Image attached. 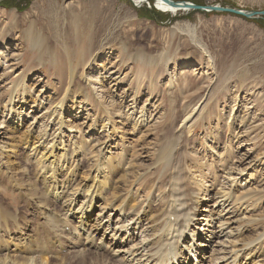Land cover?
Wrapping results in <instances>:
<instances>
[{
    "label": "rangeland",
    "instance_id": "rangeland-1",
    "mask_svg": "<svg viewBox=\"0 0 264 264\" xmlns=\"http://www.w3.org/2000/svg\"><path fill=\"white\" fill-rule=\"evenodd\" d=\"M174 1H186L199 6L220 5L250 12L264 11V0ZM150 3L151 1L142 6H137L136 0H0V60L5 52L7 55L6 61L4 59L0 61V120L3 113L5 116L8 115L10 105L20 100L16 97L22 96L21 93H16L17 85H25L26 93L23 96L29 101L37 102V105L29 104L28 107L23 108L29 117L25 121V125L21 126L20 132L11 135L12 133L5 128V124L0 125V203H4L3 209L8 206L7 210L9 211L6 210L7 212L14 216L17 215L15 216L17 221L10 218L4 221L0 218V242H8L11 252L8 253L9 256L21 263L22 258L34 257L40 260L47 254L45 253L47 248L52 250L47 245V243L51 244L47 225H50L52 216L49 217L47 214V204L30 193L32 190L31 182H35L43 194L47 193V185L37 181V169L34 163L32 164L31 161L27 160V154L26 151H23L22 145L23 140H25L24 136L29 139L38 136L39 132L35 134V129L42 127L44 123L41 114H44L42 112L48 110L49 107L51 110L55 108L57 104L50 105L54 100L66 102L67 109L64 111L63 117H65L66 125L73 126L69 130L64 128V132H66L64 145L68 155L73 152V147H70L72 143L83 141V136L84 138H91V141L94 142L91 145L88 144L87 153L89 155L92 153V147L96 152L94 156H97L98 160L104 163V167L107 164L112 166L114 168L113 178L119 179L120 177V180L125 174L127 179L147 172H150L149 175L151 176H160L162 171L159 169L161 168L154 166L159 158L158 155L161 151L165 152L166 155L169 154L170 149L166 148L165 144L175 137V133L180 129V125L187 114L199 102V105L203 103L204 112L202 111L199 119L194 121L190 133H186L189 141H191L190 148L197 147H195V152H188L190 172L194 173L197 170L195 165L202 167L205 174L210 176V170H212L215 174L211 178L216 179L213 188L217 191H221L222 188L228 189V175L234 172L233 176H236L235 180L237 181L234 186L235 197L243 198L247 193H251V202H254L257 207L255 210L257 224L255 230H251L250 235L252 234L253 238L256 239V237L264 234V17L247 19L223 12L207 13L199 10L170 14L159 12L154 8V4L151 6ZM192 32L207 47L209 53H205L191 41ZM107 35H111L109 39L111 47L109 46L106 52L107 54L111 51L110 55H99L97 60H95L96 57L87 60V67H91L94 71H99L101 67L103 69L102 64H106L107 70L104 68L103 71L107 79L103 81L101 78V84L93 83L92 86L86 82L87 78L82 74V52L86 51L85 55L88 54L91 37L100 42L103 36ZM29 37L41 40L42 47L32 49L28 41ZM209 54L217 64L219 75L217 79L216 76L213 77L209 66ZM190 57L191 59L188 61ZM70 61L74 62V69L77 70V73L69 91H65L70 76L67 73ZM94 62L96 64H93ZM60 65L64 70L61 77L58 74ZM181 68L192 69V72L180 76ZM85 71H89L88 68ZM107 72H110L111 77ZM151 75L153 77L152 83L150 81ZM170 75L175 80L174 89L168 87ZM94 89L104 95V104L101 107L96 105ZM84 92L91 93L89 103L82 104L84 112L79 117L71 116L67 111L75 108L77 103H81ZM112 93L119 98L135 95L136 99H139V107H142L146 99H149L150 103L148 102L146 108H149L150 117L146 122L148 125L146 124L139 132H133L131 122L134 118H131L132 121L130 122L126 119L127 117L126 120L124 118L121 120L115 116L116 127L119 130H115L116 134L112 132L111 136L108 137L106 148L102 149L101 153L96 147L105 142L107 134L103 133L93 137L90 126L94 120H99L101 109L112 111V105L109 104V96H112ZM119 98L116 100V104L121 105V107H113V111L126 113L124 110L127 112L129 110L131 114L134 109L132 99L122 100ZM235 99L237 103H234ZM38 103H41L42 106ZM20 106L16 109H19ZM37 106L40 108L37 109ZM35 117H37L36 121L33 120ZM55 117L51 119L48 135L58 129L54 121ZM229 120L232 126L237 128L236 132L247 131L248 134L244 136V141L239 149L233 147L234 150L229 151L228 155L220 154L221 156H219V154H215L214 158H210L209 163L212 162L213 166L206 169L205 166L209 159L202 161L201 154L204 152V143H211L208 138L209 132H215L219 126L221 128L220 144L224 143L223 147L228 146L232 134L231 128H233L228 122ZM31 124L33 125L32 135L26 134L27 126ZM42 130H45V127ZM122 135H125V138ZM250 139L253 140L248 142ZM203 141L205 142L202 144ZM15 144L21 145L17 156L14 155L11 159L15 165H23L18 171L10 168L11 165L5 164L7 159L4 158L5 155L3 154H11L9 149ZM122 149L124 150L122 151ZM120 154H126L127 158L125 157L122 161L123 158L120 157ZM115 156L117 157L114 158ZM230 156L229 161L224 162ZM239 158L244 159L243 161L246 163L257 160L258 162L255 164H257L258 169L255 170L252 167L254 165H252L246 173L239 175L233 169L238 165ZM79 159L82 167L80 166L78 171L75 170L76 178L74 179L76 182L71 183L72 188L76 186L77 190L90 184L94 177L92 165L95 162L81 157L77 160ZM25 167L30 170L27 176L24 175ZM76 171L80 172V175ZM84 171L89 176L83 181L81 178L86 176ZM196 175L199 178L200 175L198 173ZM233 178L230 181L234 180ZM61 179L64 180V178ZM23 182L24 184H22ZM121 183L120 188L124 186L122 180ZM39 186L41 187L39 188ZM206 186L211 187V183ZM133 189V196L134 192L136 193L138 190V201H144L145 184L134 186ZM32 194L34 193L32 192ZM158 195V193L154 195L152 193L151 201L153 197L156 198ZM126 198H130V194ZM50 200L52 201V199ZM98 204L100 205V202L97 203V206H99ZM55 209L56 213H60L61 209ZM92 214L94 217L100 215L99 209L94 210ZM42 227L47 229L44 231ZM69 228L67 227L66 230L64 228L63 232L71 233ZM59 234L61 235L60 230ZM101 235L102 233L98 235V238ZM248 235L249 233L246 232L242 238ZM45 236L50 238H44ZM98 238H96L97 243H100V238ZM24 240L25 242H23ZM107 241L109 242V240ZM16 243L21 247L18 246V249H14ZM40 243L46 244L43 245L46 250L42 248ZM78 243H82V241L79 240ZM84 243L89 249L92 248L87 254L89 257L83 254L86 255V259L82 255V258L77 260L75 256V258L73 257L74 251L68 249L61 250V252L55 250L60 253L58 256L64 255L63 257L68 262L71 261V264H101V262L104 264V259L101 257L100 262L96 253L103 254L110 259L108 250L98 252L94 249L97 247L90 246L87 242ZM27 244L30 246L27 247ZM40 247L42 249H39ZM258 247L256 246V248ZM260 247L264 250V242ZM261 248L260 250H262ZM51 250L50 253L53 252ZM260 250L259 253L258 251L255 253L261 257L258 264L261 261L264 262V252ZM18 251L20 252L18 253ZM52 254L56 256L57 253ZM51 256L50 254L49 257ZM71 258L73 259L71 260ZM111 259L119 263V259ZM55 261L58 262V260L53 259L54 263L52 262V264H57ZM193 261L196 262V259Z\"/></svg>",
    "mask_w": 264,
    "mask_h": 264
},
{
    "label": "bare ground",
    "instance_id": "bare-ground-1",
    "mask_svg": "<svg viewBox=\"0 0 264 264\" xmlns=\"http://www.w3.org/2000/svg\"><path fill=\"white\" fill-rule=\"evenodd\" d=\"M150 1L153 2L154 8L162 13L177 14L179 12L189 11L184 9H176L170 4L163 2V0H136V5L142 6L143 4H146ZM110 37L111 35L103 36L102 41L100 42L91 37L89 40L90 46L88 49L89 55L87 54L88 57L85 55L86 51L82 52V74L87 78L86 82L89 85L93 86V83L101 84V78L103 81L107 79V76H105L103 71L104 68V70H107L106 64H102L104 67L103 69L101 67L99 68V71H94V69L91 67H87V60L92 57H96L95 60H97L99 55H105L110 46ZM4 41L5 40L3 39V42ZM28 41L34 50L40 49L42 47L41 40L36 39L35 37H29ZM191 41L199 46V48H201V50H203L205 53H209L207 47L196 38V34L194 32L191 33ZM110 52L107 54L110 55ZM5 54L6 52L2 55V59H4V61L7 60V55ZM208 58L213 77L216 76L217 79L219 76L217 64L210 54ZM190 59L191 57L188 59V61ZM93 64H96V62ZM86 68H88L89 71H85ZM76 71L77 70L74 69V62L70 61L67 71L70 76L68 77V85L65 91H69L71 84H73L75 75L77 73ZM190 72H192V69L181 68L180 76H185V74ZM63 73V67L60 65L58 67V74H60L61 77V74ZM109 73L110 72H107V74ZM109 76L111 77V74H109ZM170 76L171 77L168 82V87L170 89H174L176 86V84H174L175 80L173 79L172 75ZM150 77V81L152 83L153 77L152 75ZM211 79L212 77L210 80ZM25 87V85H17L18 89L16 93H21L22 96L16 97L20 100L15 102L13 105L11 104L8 115L5 116V113H3L2 119L0 120V125L5 124V128L12 133L11 135L20 132L22 128L21 126L25 125V121L28 120L29 114H26L23 108L28 107L29 104L37 105L36 101H29L25 96H23V94L26 93ZM93 93L95 95L94 98L96 105L101 107L104 104V95L96 92L95 89ZM90 94V92H84L81 103H77L76 107L69 109L67 113H69L71 116L79 117L84 112L82 104L86 102L89 103L90 101ZM111 95L112 96H109V104L112 105V111L101 109V116L98 118L99 120H94L93 124L90 126L93 137H96V135L99 136L103 133L107 134L105 142L96 147L99 149V152L106 148L107 139L109 136H111L112 132L115 133V130H119L117 129L118 127H116L115 116L119 117L121 120H124L127 117L126 119H128L130 122L132 121L131 118H134L131 122L133 124L131 125L133 132H139L140 129L147 124L146 122H148V118L150 117V112L148 110L149 108H146L149 99H146L144 105L139 107V99H136L135 95L131 97L127 96L128 99H132V105L134 106V109L130 114L129 110L128 112L124 110L126 113H121V111H113V107L120 108L121 105L116 104V100L119 97L115 96L114 93ZM127 98L126 96H123L119 99L126 100ZM199 103L192 109L190 113L187 114V116L185 115L186 118L182 121L180 129L177 131V133H175V137L165 144V147L170 149L169 154L166 155L165 152L161 151L160 155H158L159 158L154 166L155 168H161L159 170L162 171V174L158 177H155V175L151 176L149 175L150 172H147L140 174V176H135L134 178L130 177L128 178L129 180L126 178L125 174L121 179L124 186L120 188V177L119 179L113 178L114 168L109 166V164L104 167V163L102 161L100 162L97 156H94L96 152L92 149V147V153L90 155L87 153V150H89L88 144L91 145V143L94 142L91 141V138L89 139L81 136L83 141L72 143V146L70 147H73V152L71 155H68L66 150L67 148L64 145L66 134V132H64V128H68L67 130H69L72 129L73 126L66 125L64 120L65 117H63V113L67 109L66 102L63 100H54V102L50 105L52 106L57 104L55 105V108L51 110V107H49L48 110L42 112L44 114H41V118H43L44 123L42 127L35 129V134H38L39 132L38 136L29 139L25 138L23 135L25 140H23L22 149L24 152L26 151L27 160L31 161L32 164L34 163V166L37 169V172L35 171L37 181L40 183L42 182L45 186L47 185V193H45L46 195L42 193L41 189H38L35 182H31L30 187L32 186V190H29L31 195L40 198V200L42 199L41 202L44 201V203L47 204L48 213H46L49 215V217L52 216L50 221L52 224L50 223L49 226L47 225V231L51 237V244L47 243V245L52 248V250L50 249L53 251L52 253L57 254L54 256V254L50 253V250L47 248V252H45L47 254L44 256V258H41L40 260L34 257H30V259L22 258L23 261L21 263L14 257L9 256L8 253L10 252V244L8 242L5 243V241H1L0 264H52L53 259L58 260V262L55 261L57 264H71V261L68 262L66 258L63 257V254L61 257L58 256L60 255L59 252L64 249L74 251L73 257L75 256L78 260L80 257L82 258L83 254L87 255L92 249L86 247L87 245L84 242H87V244L90 246L97 247L94 249H96L98 252L100 250H103L104 252L108 250V253H110V259L103 256V254L99 255L96 253L97 258L99 257L100 259L102 257L104 259V264H258L261 257L257 256L255 253L257 251L259 253L261 248L260 246L264 242V234L256 237V239L253 238L252 234L250 235L251 230H255L254 228L257 224V220L255 219V210L257 207L255 206L254 202H251V193H247L246 195L244 193L245 196L243 198L238 196L235 197L234 186L237 184V181L235 180L236 176H233L234 172L230 171L232 174L228 175L229 187L225 190L222 188V192L213 188L214 183H216V179L211 178V176L215 174L212 170H210V176L205 174V170L202 167L195 165L197 170L194 171V173L190 172L191 166L189 165L188 152H195L194 150L196 146H193L192 149L190 148L191 141H189L188 135H186V133H190L191 129L193 128L194 121L199 119L201 114L204 112L202 107L203 103L200 105ZM234 103H237L236 99L234 100ZM38 104L42 106L41 103ZM19 106L20 108L16 109V107ZM39 108L40 107L37 106V109ZM53 117H55L54 121L56 122L58 129L54 130L52 134L48 135V128ZM33 120L36 121L37 117H35ZM228 122L230 123L231 127H233L231 128L232 134L229 139V144L227 143L228 146L223 147L222 145L224 143L220 144L221 128L219 126L215 132H209L208 138L211 143L207 144L204 143L205 141L202 142V144L204 143V152L202 154L200 153L202 161H207L209 159L205 166V168L207 167L206 169L213 166L212 162L209 163L211 160L210 158H214L215 154H219V156H221L222 154L230 153L232 150H234V148L239 149L241 147V143L244 141V136H247L248 134L247 131H243L242 133L236 132L237 128L234 127V125L232 126L230 120ZM43 127H45V130H42ZM32 132L33 125L31 124L30 126H27L26 134L32 135ZM69 138H71L70 135ZM72 140L74 139L72 138ZM252 140L250 139L248 142H251ZM20 146H18V144L12 145V147L9 149L11 154L3 153L5 155L4 158L7 159V163H4L11 165L9 167L13 168L14 170L16 169V171H18L23 165H15L11 159L14 155L17 156ZM123 150L124 149H122V151ZM126 154H120V157L123 158H121L122 161L126 157ZM80 157L82 159H90L95 161L92 165L94 177L91 179L89 185H84L85 187L77 190L76 186L75 188H72L73 185H71V183L73 184L76 180L74 179L76 178L75 170L78 171L80 166L82 167L80 164V159L77 160ZM230 158L231 156L224 162L227 163ZM243 160L244 159L239 158V161L237 162L238 165L233 168L234 171H236L239 175L246 173L252 165H254L252 167L255 170L258 169L256 167L257 164H255L258 162L257 160L256 162H249L246 159L248 161L247 163ZM28 171L30 170L26 169L25 167V176L29 175ZM197 173L200 175L199 178H197ZM84 175H86V171H84ZM88 176L89 175H86L85 177L82 176L84 179H81L84 181ZM232 177H234V180L230 181ZM61 178H64V180ZM131 179L132 181H130ZM208 183H211V187L209 188L206 186ZM22 184H24V182ZM143 184H145L146 190L145 200L139 202L137 198L138 190L136 193L134 192L133 196V188L134 186H142ZM40 187L41 186H39V188ZM142 190L144 189L142 188ZM31 191L34 194H32ZM152 193L153 195L155 193H158L159 195L156 198L153 197V200L151 201L150 196ZM129 194L130 198H126V196ZM49 198L52 199V201ZM118 200H120V202H118ZM99 202L100 205L98 204L99 206H97V203ZM50 203L51 206H49ZM3 204L0 203V218L4 221H6L7 218L15 219L17 221V218H15L17 215L14 216L13 214L7 212L9 211L7 210L8 206L3 209ZM55 208L61 209L60 213L58 211V213H56ZM96 209H99L100 215L98 214V216L94 217L92 213ZM46 213L45 216H47ZM21 220L23 219L21 218ZM67 227H70L69 229H71V233L66 234L64 233L65 231L63 232V229L65 228L66 230ZM47 228L45 227V229ZM45 229L43 228L42 230L45 231ZM42 230L41 232H43ZM59 230L61 235L64 237L59 234ZM246 232H248L249 235L245 238H242ZM43 233L41 234L42 236L44 235ZM101 233L102 235L99 237V239L98 235ZM50 237L45 236L44 238ZM96 238L100 240V243L98 242L99 244L97 243ZM79 240L82 241V243H78ZM107 240H109V242ZM23 242H25V240ZM25 244L26 243H24V245ZM43 245L46 244H42V248L44 247ZM18 246L19 244H14V249H18ZM28 246L30 245L27 244V247ZM256 246L259 247L256 248ZM42 248L40 247L39 249ZM43 249L46 250L45 248ZM55 249L59 252H57ZM19 252L20 251H18V253ZM50 254L52 255L51 257H49ZM1 255L3 256L1 257ZM86 258L87 257H85V259ZM111 258H114L115 260L119 259V263L114 262ZM72 259L73 258H71V260ZM193 259H196V262H194ZM101 260L102 259H100V262ZM245 260L246 262H244ZM260 264H264V262L261 261Z\"/></svg>",
    "mask_w": 264,
    "mask_h": 264
},
{
    "label": "water",
    "instance_id": "water-1",
    "mask_svg": "<svg viewBox=\"0 0 264 264\" xmlns=\"http://www.w3.org/2000/svg\"><path fill=\"white\" fill-rule=\"evenodd\" d=\"M163 2L170 4L172 7L176 8V9L199 10V11H204L207 13L223 12V13L241 16V17H244L247 19H257L260 17H264V11H262V12H250V11H243V10H240L237 8L222 7L220 5H212V4H208L205 6H199V5H195L193 3H189L186 1L177 2L174 0H163Z\"/></svg>",
    "mask_w": 264,
    "mask_h": 264
},
{
    "label": "trees",
    "instance_id": "trees-1",
    "mask_svg": "<svg viewBox=\"0 0 264 264\" xmlns=\"http://www.w3.org/2000/svg\"><path fill=\"white\" fill-rule=\"evenodd\" d=\"M194 3L199 4L198 2H194ZM152 4H153V2L151 1L150 5L152 6Z\"/></svg>",
    "mask_w": 264,
    "mask_h": 264
}]
</instances>
